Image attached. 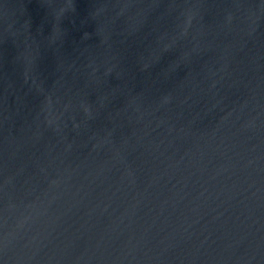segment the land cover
Masks as SVG:
<instances>
[{
  "label": "water",
  "instance_id": "95a60500",
  "mask_svg": "<svg viewBox=\"0 0 264 264\" xmlns=\"http://www.w3.org/2000/svg\"><path fill=\"white\" fill-rule=\"evenodd\" d=\"M0 264H264V0H0Z\"/></svg>",
  "mask_w": 264,
  "mask_h": 264
}]
</instances>
